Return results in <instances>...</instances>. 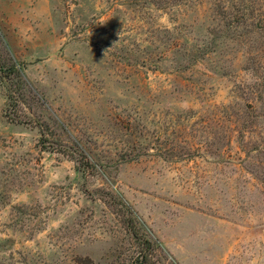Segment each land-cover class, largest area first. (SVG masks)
<instances>
[{
  "label": "rangeland",
  "instance_id": "374dc122",
  "mask_svg": "<svg viewBox=\"0 0 264 264\" xmlns=\"http://www.w3.org/2000/svg\"><path fill=\"white\" fill-rule=\"evenodd\" d=\"M128 211L157 264H264V0H0V264H130Z\"/></svg>",
  "mask_w": 264,
  "mask_h": 264
},
{
  "label": "trees",
  "instance_id": "16d2710c",
  "mask_svg": "<svg viewBox=\"0 0 264 264\" xmlns=\"http://www.w3.org/2000/svg\"><path fill=\"white\" fill-rule=\"evenodd\" d=\"M3 76L10 81V86H8V93H6L8 98V106L17 105L23 96V86L24 76L22 70L15 66L14 64L4 67L2 69ZM15 82H12V81ZM11 86H14L13 88ZM8 120L20 121V119L14 117V115L5 113ZM124 207H128L122 204ZM119 214V210H117ZM121 214V213H120ZM123 221L126 223L127 228L131 232L132 236L135 238L139 245V250L137 254L132 258L130 264H157L153 259L150 258V252L152 249V244L148 239L140 237L139 227L137 225L136 218L128 211L123 216Z\"/></svg>",
  "mask_w": 264,
  "mask_h": 264
}]
</instances>
